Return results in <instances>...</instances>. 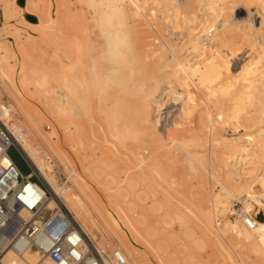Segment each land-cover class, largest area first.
I'll return each mask as SVG.
<instances>
[{"label":"bare ground","instance_id":"bare-ground-1","mask_svg":"<svg viewBox=\"0 0 264 264\" xmlns=\"http://www.w3.org/2000/svg\"><path fill=\"white\" fill-rule=\"evenodd\" d=\"M129 1L131 5L136 6L140 10L141 15L144 17H147L146 15L149 14L150 17L153 18L154 16L157 18L156 14L157 11H159V13L163 15V19L166 21L165 26L168 30L167 32L170 34L171 39L172 37L174 38V34L176 33H178V35H189V37L186 38L187 42L185 41V43L188 44L183 47L185 51L187 50L188 52L186 55H183L181 53L182 56H180L178 55L180 54L178 53L179 51L176 50L177 47L172 44L174 41L171 43H167L166 40L164 42H162L161 40L163 44L160 42L161 45L158 48H153L152 50L148 48L146 54H143L141 56L140 62L145 72L139 82L132 79L134 76V72L130 66L125 65V58L123 54L125 45L120 41H116L117 49L119 51L117 55L114 54L115 52L109 54L102 51V55H100L99 53L100 56H107L104 63L108 67L112 68V71L114 72L113 78L115 80V85L119 86L124 82H128L125 89L123 90L126 91V89L131 88V92L133 90L137 92V96L135 95L136 97H134L133 104L131 105L128 103V101H125V99L122 100V97H118L121 99V101L119 99L120 105L117 103L116 104L122 110L116 109V114L119 113L123 116V113L118 112V110H120L121 112L123 110L124 112H127L128 110V113L131 112V114L128 116V118L124 117L125 122L122 123L124 121L123 120L121 122V125H114L115 123L112 122L113 124L110 127V123L107 121L109 125L108 129L110 131V137L103 135V137L99 139V135L97 136L99 132L95 130V126H101L99 115L102 116L101 114H105L106 110L105 112L98 114L97 116V111L95 112V110H97L98 105H96L97 107H95L94 101H92L93 98L88 92L91 91V87H101V89H106L107 83L100 82V76H96L95 73L94 74L96 78L95 80L93 79L94 82H90L88 80L89 77L90 80L91 78H94L92 74V77L85 76L87 77V79L84 77V71L85 73L87 71L84 70V63L88 66L90 61L83 62L84 60H82L81 55L80 57H78L79 60L76 62H72V58V60L68 62L69 64H63V67H70V70H68L67 68L66 70L63 67L62 69H59L63 72H65L66 70L68 73L67 76L62 77V75H64V73L62 72V75H59L57 73V76H61L57 77L54 74L56 73V70L53 72V74H51V72H49L50 70L47 69V73L46 68L49 67L46 66L43 61H40L39 58L34 59L36 57L32 56L34 55L31 54L32 51L31 53H29L28 48L21 49L20 47H16L14 45L6 46L2 44L3 40H0V79L3 86L5 87V90L9 94H11L10 96H12V99H14L15 102L20 105L26 120L27 129H22L18 126L14 128V126L12 125L11 127L10 121L5 120V118H7L6 116L8 115V110L1 105L0 120L7 127L12 136L13 142L20 150L23 157L30 163L34 172L37 174L40 181L49 192V195H47L46 198L47 207L49 209L60 206L66 208V210L68 211V215L70 214L69 218L72 223L76 227H78L87 238V241L84 242L85 248L88 249L89 247H92L96 249L97 252H99L103 257H105V254L109 255L110 258H107V260L105 261L106 264H117L110 255L114 250L110 253H107L100 249L97 245L95 235L93 234V229L101 233L103 228H108L112 232L113 238L117 240V242L124 250L123 253L122 251H119L126 261V264H145L142 257H140V253L135 248L136 245L134 243V241L139 239L140 237L138 236L139 232L133 230H136V225H143L145 227L146 219L142 216L141 218L132 216L131 221L127 219L123 221L124 213L121 206H119V202H124V207H126L129 212L136 213L140 207L139 199L141 198V196L139 194L146 193L147 195V192L143 190V188H141L142 190L139 189L135 199L132 200L128 199L129 194L128 192H126L127 189L123 188H120L117 191H111L112 193L103 194L96 187L95 183H101L100 179L102 176H109V179L111 180L115 179V177L110 178V175H108V173L110 170L113 171L112 168L113 166H116L118 160L116 162L115 160L112 161L110 159L101 158L100 152L96 146L98 145L101 147L100 143L102 145L106 144V146L110 145L117 153H119L120 156L117 159H123L127 163L129 161L133 164V166L131 164L130 165L135 170L134 172L128 171L131 172V174L128 175L127 181L136 188L141 183H146L151 179H154V175L151 174V172H154L159 177L162 176L163 171V174H165V172H170L168 171V169L167 171L164 170V166L166 165H164V161L166 160L165 154L167 153L165 147L166 145L164 143L167 141V138H170L171 143H177L179 145H182L183 143L190 144L194 148L193 151L190 152V154H187L189 157L185 159V163L187 164V167L191 169L190 171L200 175L201 185L203 189L205 188V173H207L206 165H208L209 163H205V159L201 151L208 143H210V145L215 144L221 146L222 151L219 150L220 152H222L221 154L215 152L216 150H214V152L212 150L213 153L211 155V158L214 161L218 158H223L221 161H226L227 159H229L230 162L226 161L227 163L225 162L224 164L227 166L232 165V168L238 167L237 164H239V162L241 163V165L242 163L245 164V166H243L240 171L238 170L239 174L236 179H227L223 182L219 180L220 178L215 179V181L221 185V190L219 192L215 194H209L208 191L200 193V197L197 198L198 205L196 206V213L199 219L198 231L200 233L198 241L202 240L203 243H206L205 239H207L212 245L218 247L219 252L225 253L224 264H233V260H235L236 256V252L233 250V247H235V245L240 246L241 251L244 252L246 256L252 260L253 264H264V219L257 220L254 218L255 225L253 228H248L245 224L243 225L240 222V220L243 221V218L246 215H251L250 211L252 209H256L257 211L264 210V98L259 97L264 94V34L260 33V30L264 28V8H262V10L258 12L257 9L251 10L252 8L250 9L249 6H242V3L247 4L258 0ZM91 2L92 0L89 3L93 4ZM148 4L150 6H148ZM146 5L149 8L147 7L148 14L145 15V10L143 11V9L146 7ZM129 8L130 7L128 5V7L126 8L128 13V24L131 26V28H134V26H137L139 24L136 23L137 21L132 12H129ZM156 9L158 10L156 11ZM98 12L94 14H98ZM55 14L57 15V12L54 13V15ZM96 17L94 15V18ZM156 18H153L152 21ZM181 22H183V24L184 22H186L187 27L185 28V30L181 28L182 30L180 29V31L177 30L175 32V29L173 28L179 27ZM90 31L92 32V30ZM132 31L134 30L132 29L131 33ZM183 35L180 36V40H184L183 37L185 36ZM234 35H236V37L238 35L239 39L242 42L249 44V54L244 55L243 50V54L241 53V50L237 52L239 46H235L236 41L234 40ZM138 38V35L134 37V39ZM156 39L154 38V41L158 42L159 38L157 40ZM177 43L175 42V44ZM80 44L82 45V43ZM53 47V51H51L54 55L50 54L53 55L50 58L56 59V61L59 60V62L56 65L53 64L55 67L52 64L51 65L53 66V68H56L58 64V66L61 67L63 58L61 60L58 56L59 52V54H62L60 50L61 47H58L57 43L56 45L53 43ZM113 48L115 47L112 46V50ZM167 51L174 57L172 61L167 60L168 56L167 58L165 57ZM235 51L237 54L241 53V56L238 58V62L236 61L230 65L228 63L229 59L227 57L231 56ZM64 52L65 54L69 55V52ZM190 53L194 54L188 56ZM150 58H153V60L151 62H148L147 60H149ZM66 61L67 60L65 59L64 62ZM103 61L104 60H102V62ZM58 66L56 69L59 68ZM126 66H128L129 68L127 69ZM22 70L24 72H22ZM89 71L91 72L92 69ZM105 73L107 74V72ZM229 73H233V75L229 77ZM74 76H76L78 81L74 78ZM122 79H124V81ZM192 81L195 82V85L192 84ZM19 82L25 86L27 92L30 93L29 95L33 94L34 96L35 94L34 97L37 96L40 101H42L46 109L51 112V115L49 116L53 115L58 121H60V127L62 126V128H64L65 130L66 135L70 137L69 141L65 136L66 140L71 145L70 146L68 144L70 148L76 147V150L79 147L83 149L88 144L91 147V153L89 154L86 152L85 154L82 153L83 155H77V152L75 154L72 152L73 155H77L78 161L80 163H78V165L79 167H81L78 171H70L69 169L70 181L65 186H61L57 182L55 176L52 173L51 166L43 159L44 156L42 155L43 152L41 154V149H38V147H35L33 143H31V136H39L40 138H45V134L43 135V133L40 131L37 123L38 119L36 120L33 112L23 105V101L19 97L22 96V94L18 92L17 87V83ZM51 82H54L56 85L62 84L63 90L59 92L55 86L53 87L50 85ZM92 84H94V86H92ZM102 85L104 86V88H102ZM193 88H195L194 90L198 91H196V93H200V91L203 92L204 96L198 97L195 94ZM157 90H159L157 95L166 94L167 97L174 96V99L175 97L180 96L182 93H185L186 99L184 98L185 101L181 105V111L185 116L192 112L196 105H204L200 108L204 109V111L200 114V121L196 122V127L192 128L194 124L191 127H189L190 125L187 124L189 126L183 128V130L174 128L173 130H176L174 131L176 132V134L167 133L164 136H161V134H159L157 130V125L159 123V115L157 114L164 102L162 96L157 98L156 95H154ZM260 92H262L261 95H259ZM133 94H135L134 91L132 95ZM116 95L117 94H115V96ZM196 96L198 98H196ZM251 97H253L254 99H252ZM107 99L110 101L109 97L106 98V100ZM151 102L154 104V107L150 106ZM210 105L216 108V113L214 115L211 113V111H209ZM250 105H253L255 107L252 112L250 109H248ZM111 106V109H113V104H110V107ZM107 111L110 112L109 110ZM153 112L156 113L154 117H152ZM124 114L126 115V113ZM36 115L38 114L36 113ZM53 116L51 118L54 119ZM117 116L118 119L116 122L120 124L119 120H121L123 117L121 116L122 118H119L120 115ZM111 117L112 120L115 121V119H113V116ZM108 118L110 117H107V119ZM14 125L16 126V123H14ZM240 126L242 128H248L250 126L257 127L254 130V134L249 132L235 133L234 131L242 130V128H239ZM173 127H175V125ZM226 127H229L230 129H232V131H234L227 134L228 132H225ZM178 130L180 131L178 132ZM222 130H224V132H222ZM227 130L228 129H226V131ZM119 143L124 145L126 143H130V147L128 149H126L128 146H124L126 147L125 149L129 151L127 152L129 154L125 152L123 146V149L119 150L121 148L118 147ZM46 144L49 147V150L55 156L59 157L56 146L54 147L47 140ZM186 147H188V145L185 146V148ZM148 148L149 150L151 148V152L149 151L150 154L148 155L146 152L147 156L143 155V151H148ZM122 150H124V153H120V151ZM186 150L188 151V148ZM76 151L79 152V150ZM65 156L70 159L69 156ZM65 156L63 157L65 158ZM112 158L115 159V157L113 156ZM208 159L210 160V158ZM208 159L206 158V160ZM64 160L65 162L67 161V163L70 162V160L68 161L66 160V158ZM85 160L88 161L87 165H85L84 163ZM61 161L63 162V160ZM70 163L68 164L70 165ZM69 165L66 166L70 168ZM166 166L168 168L169 165ZM258 167H260L259 174H257L253 179H250L248 181L245 180L247 176H243V174H246L254 168ZM124 170H128V168ZM217 172L219 171L217 170ZM122 175L124 174L122 173ZM223 177L224 176H222V178ZM164 178L166 180L165 176ZM112 182L115 181L112 180ZM150 184L148 186H150ZM135 188L133 190H135ZM102 195L104 200L106 199V203H108L107 205L103 204V200L101 197ZM230 198L238 199L241 202L242 206L240 207V209H238V211H236L237 216L234 218V220H227L224 226H222V229H220L214 221L216 219L215 216L221 214V212H226L225 210ZM144 200H146L145 196L143 197L142 201L144 202ZM152 200L150 202V205L155 206V201L153 202ZM208 205H210L213 209V211H211L212 214L208 210ZM174 209V214L177 218L175 219H184L185 216H181V210H178V207ZM146 213L147 212H145V215ZM167 221L169 223L170 220H166L165 222ZM187 221L181 222V225H179V229L182 233L188 234L189 236V233H192V230L191 227H189L190 229L188 228ZM123 228H125L130 233L132 237L131 240H128L125 233L122 232ZM173 236L175 237L173 233H170V236H161L154 239V243L152 244L153 248L157 252L163 254V258L166 264H178V253L176 254L174 252L175 250H171L174 243L178 242L177 240H175V238L173 240ZM196 237H193L192 234L193 242L194 239H197ZM107 240L109 242L110 238H108ZM171 242L174 243L172 244ZM137 244L139 245V243ZM177 244L178 243H175V245ZM127 258H129L130 260H128ZM218 258L219 257L216 254L215 259ZM38 259L39 255L35 249H27L21 254H16L9 249L3 256L0 257V264H35ZM191 259H194V264H203V260H201V258H192L191 256Z\"/></svg>","mask_w":264,"mask_h":264},{"label":"rangeland","instance_id":"rangeland-1","mask_svg":"<svg viewBox=\"0 0 264 264\" xmlns=\"http://www.w3.org/2000/svg\"><path fill=\"white\" fill-rule=\"evenodd\" d=\"M86 1H84V0H82V1L81 0H0V40H3L2 44L6 45V46L14 45L16 47H20L21 49L28 48L29 53H31V51H32L31 54H34L32 56L36 57L34 59L39 58L40 61H43V63L49 67V68H46V70L49 69L50 70L49 72H51V74H53V72L56 70L55 71L56 73H54L56 76H57V73L59 75H62L63 71H61L59 69L60 68L62 69L63 64H66V65L69 64L68 62L71 61L72 58H73L72 62H76L79 60L78 57H80V55H81L82 60H84L83 62H85V61L89 62L90 61L91 63L89 62L88 66L84 63V68H85L84 70H87L86 71L87 74L90 73L87 75L84 71V77L85 76H88V77L91 76L92 77V75H93L94 78H91V80H90V77L88 78V80L91 82V81H93V79L95 80L96 76L99 75L100 79H101L100 82L107 83L106 89L102 85V88H104V89H101V87H97V88L91 87L90 88L91 91L88 92L90 94V96L93 98L92 101H94L95 107H97L96 105H98L97 110H95V112L97 111L96 112L97 116H98V114H101V113L105 112V110H106L105 114L104 113L101 114L102 116L99 115V121L101 123V126L100 127L95 126V130L99 132V133L97 132L98 133L97 136L99 135L98 138L100 139L101 137H103V135L110 137V133H109L110 131L108 129V127H109L108 122L110 123V127L113 123H115L114 125H121L122 123L125 122L124 117L128 118V116L131 114V112L128 113L129 112L128 110H127V112H124V110L122 112L120 111L122 109L117 106V104L120 103L119 102L120 98H118V97H122L121 98L122 100L125 99V101H128V103L131 105V104H133L134 97L137 96L136 95L137 92H135V90H133V89L132 90L134 91L135 94L132 95L133 91L131 92V88L126 89V91L123 90V89H125L126 84H128V82H124V83H122V85H119V86L115 85V82H114L115 80L113 78L114 72L112 71L111 67H108L104 63L107 56H105V55L100 56V55H102L101 52L104 51V52H107L109 54L115 52L114 54L117 55L119 53V51L117 49L116 41L118 40L122 44H124L125 47L123 49V51H124L123 54H124V58H125V60H124L125 65H128L132 68V70L134 72V76L132 79L137 80L139 82L142 79V76L145 72L142 65H141L140 59H141V56L143 54H146L148 48L151 50L153 48L154 49L158 48L161 45V43L164 42L165 40L167 43H169V42L171 43L174 41L172 44H174L177 47L176 50H178L179 51L178 53H180L178 55L182 56L181 53L183 55H186L188 51L187 50L185 51V49L183 47H185L188 44V43H185V41H186V38L189 37V35L185 36L182 34L185 37H183L184 40L183 39L180 40V36H182V35H178V33H176V34H174V38L172 37V39H171L170 34L167 32L168 30L165 26L166 21L163 19V15H161L159 13V11H157L158 9H156L157 18L153 16V18H156V19L152 21L153 18L150 17L148 14V8H149L148 6H150L149 4H148V6L146 5V7H145L146 9L145 8L143 9V11L145 10L144 14L145 15L148 14V15H146L148 17L147 18V17L142 16L140 10L136 6L131 5L129 0H126V1L125 0H94V1L92 0L91 3H93V4L89 3L91 0H86ZM128 5L130 7L129 12H132L133 16L135 17V19L137 21V22L136 21L135 22L139 24L137 26H134V28L133 27L131 28V26L128 24V13H127V9H126L128 7ZM96 6H98V7H96ZM242 6H249L250 9L252 8L251 10L257 9V11L260 12L262 10V8H264V0L253 1V2L247 3V4L242 3ZM56 12H57V15L55 14L56 15L55 16L54 13H56ZM97 12H98V14H94ZM94 15H95V17L96 16L97 17L94 18ZM181 23H180L181 27L179 26V27L173 28V29H175V32L177 30L180 31L181 28L185 30V28L187 27L186 26L187 23L186 22H184V24H183V22H181ZM59 26H60V28H59ZM66 28H68V29H66ZM97 29H99V30H97ZM132 29L134 31H132V33H131ZM90 30H92V32ZM260 33L264 34V28H262L260 30ZM131 34H132V36H131ZM137 35L139 36V38L134 39V37H136ZM161 36L163 39L161 38ZM154 38L155 39L159 38L160 39V41L158 39L159 43L157 41H154ZM58 40H59V43H58ZM161 40H162V42H161ZM234 40L236 42H238V43L235 42V46L236 45L239 46L237 52L241 50L242 54H243V51H244V55L249 54V51H250V50H248L249 44L242 42L239 39L238 35H237V37H236V35H234ZM175 42L176 43L179 42V43L175 44ZM53 43L55 45L57 43V46L61 47L60 50H61L62 54H59L60 53L59 52L58 56L61 60L63 58V61H62L63 63L61 64L62 65L61 67L58 66L59 64L57 65L59 67L58 69H56L57 66H56V68H53V66L56 65L59 62V60L57 59L58 61H56V59L50 58L51 56L54 55L52 52L53 48H54ZM78 43L79 44L82 43V45L80 44L82 47ZM59 44H61V45H59ZM148 44H150V45L153 44V45L150 46ZM112 46L115 47V48H113V50H112ZM238 46H236V47H238ZM104 47L106 48V50ZM30 48H32L33 50ZM62 48H64V49H62ZM180 49H181V51H180ZM63 50L66 51V53L69 52L68 53L69 55L65 54V52ZM245 51H246V53H245ZM70 52H71V54H70ZM99 53H100V55H99ZM194 53H196V52H194ZM194 53H190L188 56H190ZM241 53L237 54L235 51L231 56H228L227 57L229 59L228 63L231 65L236 61L238 62V58L241 56ZM50 54H53V55H50ZM65 55L67 57L69 56L68 57L69 60ZM83 55H85V56H83ZM167 56H168V58H167ZM33 57H31V58H33ZM165 57L167 58V60H171V61L174 58L171 55V53H169L168 51L166 52ZM40 58H42V59H40ZM65 59L67 60L66 62H64ZM102 60H104V61L102 62ZM149 60H147V61L151 62L153 60V58H150ZM51 64L52 65L54 64V65L52 66ZM50 65H51V67H50ZM66 65H64V66H66ZM128 66H126L127 69L129 68ZM63 68H65V69L67 68L68 70H70V67H63ZM87 68H89V69H87ZM65 69H63V70H65ZM91 69H92V71H91L92 73L89 71ZM66 70H65L66 73L63 72L64 75H62V77L67 76L68 73ZM60 71H61V74H60ZM22 72H24V71L22 70ZM105 72H107V74ZM47 73H48V70H47ZM94 73L96 74V76ZM232 75H233V73H229L228 76L230 77ZM106 76H108V77H106ZM59 77H61V76H59ZM74 78L78 81L76 76H74ZM85 78L87 79V77H85ZM122 80L124 81V79H122ZM1 84H2V81L0 79V102H1L0 105L4 106L8 110V115L6 116L7 118H5V120L10 121V126L12 125V126H14V128L18 126V127H21L22 129H27L26 120H25V117H24V114H23V111H22L20 105L17 104L14 99H12V96H10L11 94H9L5 90V87L3 86V84L2 85ZM192 84L195 85V82L192 81ZM50 85L53 87L55 86L59 92L63 90L62 84L56 85L54 82H51ZM92 86H94V84H92ZM17 87H18V92L22 94V96H19V97L23 101V105L25 107H27L30 111L33 112V115L35 116L36 120L38 119L37 123H38V126L40 128V131L43 133V135L45 134L44 135L45 138H40L39 136L38 137L31 136L30 137L31 143H33V145L35 147H38V149H41V154L43 152L42 155L44 156L43 159L45 160V162H47L51 166L52 173L55 176L57 182L59 183V185L65 186L70 181L69 180L70 179V171L71 170L78 171L81 167V166L79 167V165H78L79 161H78L77 155H81L82 153L85 154L86 152L88 154L91 153V147L89 146V144L87 146H85L83 149L78 147V149H76V150H79V152L75 150L76 147L75 148L73 147L74 149L70 148L71 145L67 141V140L70 141V137H68L66 135L64 128H62V126L60 127V121H58L53 115L52 116L54 117V119L51 118L52 116H49V115H51V112L48 109H46V107L43 105L42 101H40V99L37 96L34 97L35 94H34V96H33V94L29 95L30 93L27 92V90L25 89V86L23 84H21L19 82V83H17ZM115 87L117 90L115 89ZM107 89H108V91H107ZM194 89L195 88H193V90ZM106 91L110 92V93H107ZM115 91H117V92H115ZM178 91H180V90H178ZM196 91L197 90H194L195 94L198 97L204 96L203 92L200 91V93H196ZM112 92H115V93H112ZM158 92H159V90H157L154 93V95H156L157 98L162 96V99L164 102L161 109L159 110V112L157 114V115H159L158 116L159 117L158 118L159 123L157 125V130H158L159 134H161V136H164L167 133L176 134V132H174L176 130H173L174 128L175 129L178 128L180 130H183V128H186L189 125H190L189 127H191L193 124L194 125L192 126V128L196 127V125H197L196 122L200 121V114L204 111V109H200V108H201V106H204V105H199V104L196 105L194 107L193 111L185 116L183 114V112L181 111V105L185 101L184 98L186 99L185 93H182L180 96H177L174 99V96L167 97L166 94L157 95ZM26 93H28V94H26ZM106 94L107 95L109 94L108 97H109L110 101L108 99L106 100V98H108ZM115 94H117L116 95L117 97L115 96ZM118 94H120V95H118ZM261 94H262V92L259 93V95H261ZM113 96H115V97H113ZM197 96H196V98H198ZM30 97H32V98H30ZM253 97H251V98L254 99ZM259 97L264 98V94H262ZM36 98H37V100H36ZM113 98H115V99H113ZM97 99H98V101H97ZM121 99H120V101H121ZM103 101L105 104L103 103ZM110 104H113V109H111L112 106L110 107ZM153 105L154 104L151 102L150 106L154 107ZM203 108H206V107H203ZM254 108L255 107L253 105H250L248 107V109H250L251 112L254 110ZM116 109H120V110H118V112L123 113V116L119 113L116 114V112H117ZM107 110H109L110 112H108ZM113 110H116V111H113ZM209 111H211V113L214 115L216 113V108H214L212 105H210ZM36 113L38 115H36ZM124 113H126V115ZM109 114L111 116H113V119H115V121L112 120V117ZM117 115H120L119 118L121 116L123 117V118L121 117L122 119L119 120L120 124H118V122H116L118 119ZM152 115H153L152 117H154L156 115V113L153 112ZM107 117H110L111 119L110 118L107 119ZM115 117H117V118H115ZM55 119L57 122L55 121ZM14 123H16V126L14 125ZM187 124H189V125H187ZM174 125H175V127H173ZM177 125H178V127H177ZM180 127H182V128H180ZM256 127L257 126H250L248 128L247 127L242 128L240 126L239 128H242V130H239V131L233 130V131L235 133L236 132L237 133L238 132L239 133L249 132V133L254 134L255 133L254 130L256 129ZM226 129H228V130L226 131ZM229 129H230L229 127L225 128V132L226 133L228 132L227 134L233 132L232 129H230V130ZM99 130H101V131H99ZM180 130H178V132ZM222 132H224V130H222ZM65 136L67 137V140H66ZM43 139L45 142L43 141ZM46 140L48 142H50L54 147L56 146V150H58L57 152L59 154V157L55 156L49 150V147L46 144ZM166 140L167 141L164 143L166 146L165 145L164 146L166 147V152H167L166 154H168V155L165 154L166 160L164 161V165L166 164L169 166L167 168V166L165 165L164 170L167 171V169H168V171H170V172H168V173L165 172V174H163L164 173V171H163L161 177H159L154 172H151V174L154 175V179H151L150 181H148L149 183L148 182L141 183L136 188L134 186H132L131 183H129L127 181L128 175L131 174V172H128V171L134 172V170H135L132 167L133 164L130 163L129 161L127 163L123 159L122 160L117 159L120 156L119 153H117L110 145L106 146V144L102 145L100 143L101 147L98 145L96 146L100 152V157L103 159H110L112 161L115 160L116 162L118 160L116 166H113V168H112L113 171H115V172L117 171V172L115 173V172L110 170L111 172L109 171V173H108V175H110V178L115 177V179H112L115 182H112V180L109 179V176L107 175L108 177L102 176L100 179L101 183H95V185L103 194L112 193L113 191H117L120 188L127 189L126 192H128V194H129V197H128L129 200L135 199L137 192L141 188H143V190H145L147 192V195H146V193L145 194H142V193L139 194L141 196V198L140 199L137 198V199L140 200V201L138 200L140 202L139 203L140 207L136 213L129 212V210L126 209V207H124V205H125L124 202H121V201L119 202L120 203L119 206H121V208L123 209V213H124L123 221H125L126 219L131 221L132 216L133 217L136 216L139 218H141V216H142L143 218L146 219L145 220V222H146L145 227L143 225L142 226L136 225V227H135L136 230H135L134 225H133V229H134L133 231H136V232L138 231L139 232L138 236H140L139 239L134 241V243L136 245L135 248L140 253V257H142L145 264H166V262L164 261V258H163V254L157 252L153 248L152 244L154 243L153 242L154 239L159 238L161 236H170V233H173L175 235V237L174 236L172 237L173 240L175 238V240L178 241V242H175V243H178L177 245H175L174 242H171L172 244L174 243L173 247L171 246L172 247L171 250H173V251L175 250L174 252L176 254L178 253V255H177L178 264H194L195 263L194 259H191V256H192V258H195V257L201 258V260H203V264H224L225 253L219 252L218 247L212 245L207 239H205L206 243H203L202 240L198 241L200 233L198 231V220L199 219H198L197 213H196L197 212L196 206L198 205L197 198L200 197V193H202V192L208 191L209 194H215V193L219 192L221 190V185L218 182H216L215 179L220 178L219 180L221 182H223L224 180H227V179L228 180H233V178L236 179L238 177L240 169L243 166H245V164L242 163V165H241V163L239 162V164H237L238 167L232 168L231 167L232 165L227 166L224 164L226 161L230 162L229 159H227L226 161L225 160L221 161L223 158L222 159L218 158L217 160L214 161L211 158L212 153L214 152V150H216L215 152L221 154L222 152H220V151H222V149H221V146H218L215 144L210 145V143H208L204 148L206 151L204 149L201 151L202 155L204 156L205 163L210 164V165L209 164L206 165L207 166V173H205L206 174V176H205V188L203 189L202 185H201L200 175L190 171L191 169L188 168L187 164L185 163V159L187 157H189L187 154H190V152L193 151L194 147H192V145L187 144V143H183L182 145H179L177 143H171L170 138H167ZM187 145H188V147L185 148V146H187ZM122 146H123L126 153L129 152L126 149H128L130 147V143H126L125 145L119 143L118 147H121L119 150L123 149ZM124 146H128V147L126 148ZM87 147H89L90 150ZM190 147H191V149H190ZM99 148H101V149H99ZM187 148H188V151L186 150ZM211 148H213V149H211ZM72 150H74L75 152ZM80 150H83V151H80ZM124 150H122L123 152L120 151V153H124ZM212 150H213V152H212ZM149 151L151 152V148H150V150L148 148V151L147 150L143 151L144 152L143 155L147 156L146 152L149 155L150 154ZM72 152L74 154L77 152V155L76 156L73 155ZM101 152L103 155L101 154ZM64 154L69 156L70 159L67 158ZM127 154H129V153H127ZM8 155L12 159V161L15 163V165L17 166V168L19 169L21 174L25 175L31 171L32 166L20 154V152L15 147L12 146L8 150ZM63 156H65L66 160L69 159L70 162L72 160L73 163L68 162V163H70V165H69L67 163V161L65 162V160H64L65 158ZM112 156L115 157V159H113ZM218 157H222V156H218ZM75 158H77V159H75ZM206 158L207 159L210 158V160L208 159L209 160L208 161V160H206ZM61 160H63V162ZM119 160H121V161H119ZM84 163H85V165H87L88 161L85 160ZM119 163H121V164H119ZM66 165L67 166L69 165L70 168L67 167ZM130 166H131V168H130ZM126 168H128V170H124ZM69 169H70V171H69ZM115 169H117V170H115ZM217 170L219 172H217ZM259 172H260V167L254 168L253 170H251L250 172H248L246 174L244 173L243 176L246 175L247 177L245 178V180L248 181L250 179H253L257 174H259ZM122 173L124 175H122ZM163 175L166 177V180H165ZM222 176H224V177L222 178ZM31 180L39 182L40 179L37 176V174L34 172V176L31 177ZM106 180H107V182H106ZM104 182H106V183H104ZM150 183H152V184H150ZM149 184H150V186H148ZM117 186H119V187H117ZM151 186H152V188H151ZM134 188H135V190L136 189L137 190L136 191L133 190ZM132 190H133V193H132ZM142 195H143V197L144 196L146 197V200H144V202L142 201V199H143ZM101 197L103 200V204L107 205L108 203H106L107 202L106 199L104 200L103 195ZM151 200L153 202L155 201L154 204L156 207L154 205L153 206L150 205ZM146 206H148V207H146ZM241 206H242V204L238 199L230 198L229 202L227 203V208L228 209L230 208V209L228 210L226 208V210H225L226 212H224V213L221 212V214H218L215 216L216 219L214 218L215 219L214 221L218 225V227L220 229H222V226H224V224L227 220H234V218L237 216L236 211H238V209H240ZM60 207L62 209H64L66 211V213H68L66 208H64L62 206H60ZM177 207H178V210H181V212L183 214V215L181 214V216H185L184 219L176 220L177 218L174 214V210H175L174 208H177ZM208 207H209L208 210L212 214V212H211V211H213L212 207L210 205H208ZM145 212H147L146 215H145ZM231 212H233V213H231ZM140 213H142V214H140ZM250 213H251V215H255V219H257V220L264 219V210L257 211L256 209H252L250 211ZM132 214H134V215H132ZM164 214L167 216H165ZM163 216H165V217H163ZM166 220H170L171 223H170V221H169V223H168V221L165 222ZM183 221L188 222L187 223L188 228L191 227L192 233L190 232L191 234L189 233V236H188V234L182 233L179 229V227H180L179 225H181V222H183ZM240 222L244 225L242 220H240ZM192 226H193V229H192ZM122 232L125 233L128 240H131L132 237H131L130 233L125 228H123ZM93 234L95 235L98 247L100 249H102L103 251L110 253L113 250H120L123 253L124 250L122 249L120 244L117 242V240L113 238L112 232L108 228H103L101 233L96 231L95 229H93ZM176 234L177 235L179 234L178 237ZM192 234H193V237L197 236L196 237L197 239H194V242L192 241ZM108 238H110L109 242L107 240ZM142 240H143V242H142ZM137 243H139V245ZM175 246L177 247V249ZM233 250L236 252V256H235V260H233V264H253L252 260L249 257H247L244 252L241 251L239 245H235V247H233ZM216 254L219 257L218 259H215ZM124 255H126V254H124ZM127 259L130 260L129 258H127Z\"/></svg>","mask_w":264,"mask_h":264},{"label":"built area","instance_id":"built-area-1","mask_svg":"<svg viewBox=\"0 0 264 264\" xmlns=\"http://www.w3.org/2000/svg\"><path fill=\"white\" fill-rule=\"evenodd\" d=\"M12 146L20 152L0 120V257L9 249L16 254L35 249L39 255L35 264H106L109 255L85 248L84 233L64 209L47 207L49 192L40 180H31L32 168L21 174L8 155ZM254 218L246 215L243 222L253 228ZM110 255L117 264H126L119 250Z\"/></svg>","mask_w":264,"mask_h":264}]
</instances>
